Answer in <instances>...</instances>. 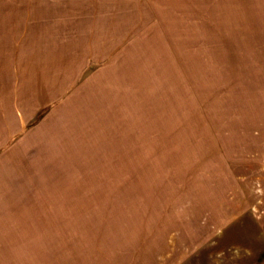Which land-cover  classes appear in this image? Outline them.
Returning a JSON list of instances; mask_svg holds the SVG:
<instances>
[{
	"label": "rangeland",
	"instance_id": "rangeland-1",
	"mask_svg": "<svg viewBox=\"0 0 264 264\" xmlns=\"http://www.w3.org/2000/svg\"><path fill=\"white\" fill-rule=\"evenodd\" d=\"M4 5L0 219L30 235L22 261L264 264V0H61L52 51ZM53 62L70 75L39 76Z\"/></svg>",
	"mask_w": 264,
	"mask_h": 264
},
{
	"label": "crops",
	"instance_id": "crops-1",
	"mask_svg": "<svg viewBox=\"0 0 264 264\" xmlns=\"http://www.w3.org/2000/svg\"><path fill=\"white\" fill-rule=\"evenodd\" d=\"M13 1H15L14 7L19 8L20 4H23L24 7H26V9L23 10V14L28 15L25 19H31L32 17H34V21L31 20L30 22L27 21L25 23L24 34L25 40L27 42L34 39L33 41L39 44L38 46H36V48L52 51L54 47H51V49H49L47 43V40L49 39L47 35L50 32L53 35L52 37H50V40L59 43V45H57L55 48H57L58 50L64 48L62 44L63 41H61V38L59 36V34L61 33V29L59 30V1L61 0H0V3H2L0 11L9 14L10 11L4 10L2 7L5 6V3H7V6L11 8ZM46 5L47 7L45 8ZM29 24L33 25L34 30H29ZM36 27L37 29H35ZM40 41H43L44 44L40 45ZM58 56H60V53ZM47 66L51 67L47 68L46 70L40 71L41 73H39V76L68 77L70 75V73L68 72L69 70L64 69L65 64L63 62H53ZM56 66L58 67L56 68ZM9 209L10 208H8V211ZM14 209L15 208H11L10 210ZM9 214L10 215H7L6 218L0 219V226L2 225V228L0 230V264H30L29 261L26 263L21 260V258L25 259L26 256H28L29 250L26 249L24 243L31 241L30 239H28L30 238V235L17 237L15 235L14 229L15 224L12 222V220L15 219L16 215H13L11 213ZM19 216H22V214H19ZM17 252L19 253V255H17Z\"/></svg>",
	"mask_w": 264,
	"mask_h": 264
}]
</instances>
